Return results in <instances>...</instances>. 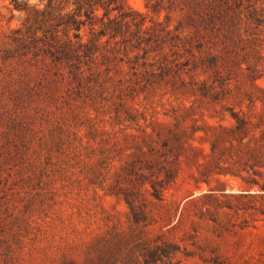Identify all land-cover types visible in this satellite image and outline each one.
<instances>
[{
    "label": "rangeland",
    "instance_id": "rangeland-1",
    "mask_svg": "<svg viewBox=\"0 0 264 264\" xmlns=\"http://www.w3.org/2000/svg\"><path fill=\"white\" fill-rule=\"evenodd\" d=\"M124 1L130 28L117 52L102 46L79 81L30 98L20 114L0 111V133L27 135L15 145L1 134L0 264H140L142 244L159 237L181 247L179 264H264V187L246 181L264 184V0H223L230 9L209 32L226 46L223 72L201 56L185 74L195 85L161 73V50L145 54L172 41L183 16ZM26 17L0 0L4 30ZM127 197L144 205L138 224Z\"/></svg>",
    "mask_w": 264,
    "mask_h": 264
},
{
    "label": "trees",
    "instance_id": "trees-1",
    "mask_svg": "<svg viewBox=\"0 0 264 264\" xmlns=\"http://www.w3.org/2000/svg\"><path fill=\"white\" fill-rule=\"evenodd\" d=\"M12 2L17 9L26 11L27 17L22 27L7 31L0 26V111H4L1 116L5 118L12 113L20 114L26 107L24 105L31 101L30 98L51 95L54 85L65 80L79 81L86 71L84 66L94 62L100 55L105 56L100 48L105 46L110 54L117 52L118 44L126 41L124 36L130 28L127 17L131 11L124 0H47L43 8L19 0ZM147 6L154 11L168 10V17L172 12H179L183 16L172 41L164 39L155 46L149 45V50L145 51V54L156 50L163 52L162 74L170 75L173 71L175 82L195 85L198 83L196 78L192 76L187 82L185 74L197 67L198 59L202 56L207 67L213 68L218 77L222 75L221 63L225 61L226 52L223 50L226 46L220 47L210 35L218 34L220 29L216 27L215 21L230 9L227 2L147 0ZM234 21L232 16V22ZM135 25L137 33H140L143 23L136 22ZM85 28L89 30L87 41L82 33ZM157 32L158 29L155 28L154 33ZM140 44L135 45V48H140ZM167 50L174 57L172 61L168 59ZM210 88L205 82L202 90L209 92ZM16 126L19 124L14 128ZM25 130L31 135L29 129ZM233 131L239 134V140H243L248 134L247 123L239 119V124ZM57 133L56 140L60 141L62 125ZM1 134L9 138L12 136L15 145L21 137H27L26 133H19L17 130L0 133V146L3 142ZM215 149L216 146H213V150ZM246 181L264 187V184L255 179ZM153 195L160 199L161 190L155 188ZM127 202L133 221L140 223L138 215L143 211L144 205H138L129 197ZM142 247L144 253L140 264L181 262V247L161 240L160 237L154 244L148 242L142 244Z\"/></svg>",
    "mask_w": 264,
    "mask_h": 264
}]
</instances>
